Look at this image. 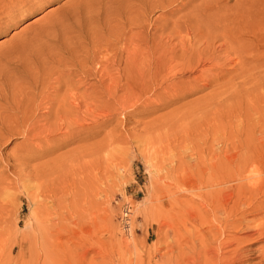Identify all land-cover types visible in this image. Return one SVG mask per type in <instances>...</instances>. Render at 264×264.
<instances>
[{
  "label": "rangeland",
  "instance_id": "rangeland-1",
  "mask_svg": "<svg viewBox=\"0 0 264 264\" xmlns=\"http://www.w3.org/2000/svg\"><path fill=\"white\" fill-rule=\"evenodd\" d=\"M205 1L0 0V125L9 117L20 123L19 133H7L0 145V264H42L43 243L34 223L40 211L47 213L48 232L63 234L72 248L64 252H73L76 264H177L180 202L185 211L193 210L192 201L201 200L197 194L252 182L190 190L197 175L206 181L215 177L210 174L218 172L219 160L236 162L228 171L253 158L264 161V64L259 62L264 60V0L252 1L258 12L252 17L228 0V18L245 15L242 56L230 44L225 48L223 38L209 35L214 49L202 53L205 32L197 31L204 35L201 43L195 30L197 35H187L188 25L196 27L192 11ZM179 24L190 37L180 34ZM159 54L173 57L162 73L153 71ZM108 86H117L116 92L106 94ZM56 92L67 98L62 110ZM49 109L61 113L58 119L67 111L72 126L65 119L59 132L31 135L27 142L24 127L58 125ZM254 202L264 203V196ZM128 206L129 231L122 221ZM257 210L243 215L247 220L239 236L250 235L242 243L248 250L243 264H264L259 251L264 243L255 234L264 228V208ZM196 228L189 221L181 227L184 257Z\"/></svg>",
  "mask_w": 264,
  "mask_h": 264
},
{
  "label": "bare ground",
  "instance_id": "bare-ground-1",
  "mask_svg": "<svg viewBox=\"0 0 264 264\" xmlns=\"http://www.w3.org/2000/svg\"><path fill=\"white\" fill-rule=\"evenodd\" d=\"M252 1L253 0H235V3L232 5L233 7H236L237 9H236V11H239L238 9H240V10H242L244 13H245V15H247L248 17H252V16H254V15H256L257 13H255L254 14V10H256L257 8H256V6L254 5V4H252L251 5V3H252ZM202 3V2H201ZM199 6V5H198ZM201 7L199 8H196V9H194L192 12H193V17L192 16H190L189 18L191 19V21H190V19L188 18L187 19V25L190 23V22H192V20L195 22V26L197 27V29H196V27H194V24H193V26H192V23H190V25L192 26V27H190L189 25H188V27L187 26H185V27H187V31H185V29L186 28H182L181 26H182V24L179 26L180 28H182L183 30H184V32H182V30L180 29V34L181 33H184V36L186 35L185 34V32H187V35H188V33L190 34V33H192V35L191 36H193V32L195 33V31L197 32V31H201L202 33H204V35L206 34L207 36L209 35V36H212V39H214L215 37H220V38H223V40H224V42L222 41V40H218V41H222L223 42V44L225 43V42H227L226 43V45H225V48H229L230 47V45L235 49V52L232 50V52L233 53H236V52H238L239 54H241V56L243 55L242 54V46H239V45H241V39H243L242 38V33H243V31H242V25H241V23L240 22H243V20H244V14L243 15H240V14H238V15H234L232 18H228L227 17V14H229V12H230V2L228 1V0H206L204 3H202L201 5H200ZM173 8V7H172ZM190 9V8H189ZM235 11V12H236ZM187 14V13H186ZM181 16V15H180ZM184 16V15H183ZM188 17V16H187ZM186 17V18H187ZM192 17V18H191ZM178 20H176V22H177ZM188 21H190V22H188ZM180 22V21H179ZM184 24H186L185 22H184ZM175 27V26H174ZM184 27V26H183ZM164 28H166V27H164ZM176 28V27H175ZM175 28L173 29L174 30V33H175ZM177 28H178V26H177ZM177 28H176V30H177ZM179 29V28H178ZM173 30H171V34H174V33H172V31ZM195 30V31H194ZM164 31V30H163ZM165 33H163V34H166V29H165V31H164ZM170 33V32H169ZM179 33V32H178ZM197 33H200V32H197ZM201 34V33H200ZM199 34V36H196L197 38H198V40L200 41V43L201 42H203L204 41V43H205V47L204 48H206V49H204V50H202V49H200L201 51H202V53H206L205 51H207V50H210L211 48H213L214 46V44L212 43L213 41L215 42V40H211L210 38H209V36H208V38H206L207 36H205V39L202 41V40H200V39H202V38H199V37H204V35H200ZM175 35V34H174ZM174 35H171V37L172 36H174ZM179 35V34H178ZM186 35V36H187ZM190 35L189 36H187V37H190ZM195 35H197L196 33H195ZM195 35H194V37H195ZM176 36H177V33H176ZM176 36L174 37L175 39H177L176 38ZM184 36H181V37H183L182 38V40H184ZM213 36H215L214 38H213ZM165 37V36H164ZM170 37V38H171ZM178 37V36H177ZM179 37H180V35H179ZM179 37H178V39H179ZM180 37V38H181ZM194 37H192L193 39H194ZM195 37V38H196ZM154 38H155V36H154ZM160 38V37H159ZM174 38H172V39H174ZM191 38V39H192ZM216 38V39H217ZM153 39V38H152ZM190 39V38H189ZM189 39H187V40H189ZM190 39V40H191ZM163 40V39H162ZM181 40V44L180 45H182L183 43L182 42H184V41H182ZM185 40H186V38H185ZM186 40V41H187ZM197 40V41H198ZM197 41H195L194 40V42H197ZM169 42V41H168ZM188 42H190V41H188ZM192 43H194L193 41H191ZM191 42H190V44H191ZM216 42H217V40H216ZM198 43V42H197ZM221 43V42H220ZM186 44V43H185ZM195 44V43H194ZM222 44V45H223ZM227 44L229 45V47L227 46ZM165 45V44H164ZM192 45V44H191ZM190 45V46H191ZM196 45V44H195ZM201 45V44H200ZM219 45V44H218ZM145 46V45H144ZM183 46V45H182ZM189 46V45H188ZM198 46V45H197ZM227 46V47H226ZM174 47V46H173ZM173 47H172V49H173ZM185 47V46H184ZM140 48V47H139ZM141 48H143V47H141ZM169 48V47H168ZM189 48V47H188ZM187 47L186 48H184V50L185 49H188ZM195 49H197V50H195V51H198V53H199V50H198V48H199V46H198V48H196V47H194ZM193 48V49H194ZM138 49V48H137ZM150 49V48H149ZM153 49H154V47H153ZM161 49V48H160ZM192 49V48H191ZM192 49V50H193ZM214 49V48H213ZM148 50V49H147ZM146 50V51H147ZM151 50V49H150ZM149 50V51H150ZM171 50V49H170ZM191 50V51H192ZM230 50V51H231ZM136 51V50H135ZM174 51V50H173ZM172 51V52H173ZM177 51H178V49H177ZM177 51H175L174 53H176ZM181 51H183V49H181ZM180 51V52H181ZM185 51H187V50H185ZM226 51H228L227 49H226ZM229 51V52H230ZM151 52V51H150ZM157 52V51H156ZM171 52V53H172ZM180 52H177V53H179L180 54ZM210 52V51H209ZM208 52V53H209ZM229 52H228V54H229ZM160 53V52H159ZM168 53V52H167ZM170 53V54H171ZM182 53H184V51L182 52ZM182 53L179 55V56H183L182 55ZM188 53H189V50H188ZM197 53V54H198ZM201 52L199 53V55L200 54H202ZM237 53V54H238ZM134 54H136V53H134ZM155 54H157V53H155ZM162 54V53H161ZM161 54H159V55H161ZM169 54V53H168ZM192 54H194L193 52L191 53H189V57H191V59H192V56H190V55H192ZM236 54V55H237ZM154 55V54H153ZM152 54L151 55H149V57L150 56H153ZM175 55V54H174ZM186 55V54H185ZM198 55V56H199ZM204 55V54H203ZM213 55V54H212ZM235 55V54H234ZM130 56H132V55H130ZM147 56V55H146ZM155 56H157V55H155ZM186 56H188V54L186 55ZM197 55H196V53H195V55H193V57H195V58H197L198 57ZM201 56V55H200ZM209 56H210V54H209ZM133 57L134 58H136L134 55H133ZM149 57H147L146 59H148ZM169 55H167V59H164L163 57H162V55L161 56H158L157 58L156 57H154L155 59H156V64H155V66H154V70L153 71H159V70H163L162 68H163V66H164V69L165 68H167L168 66H170V64L172 65L173 63H171L170 62V60H172L173 59V57H169ZM176 57H178V56H176ZM180 57V59H178V60H181L182 58ZM133 58V59H134ZM154 58H152V59H154ZM202 58V57H201ZM207 57H205L204 58V60H206L207 61V59H206ZM210 58H211V56H210ZM210 58H208V59H210ZM216 58H217V56H216ZM131 59H132V57H131ZM144 59V58H143ZM150 59V58H149ZM154 59V60H155ZM183 59H184V57H183ZM182 59V60H183ZM185 59H187V58H185ZM232 59V58H231ZM136 60H137V58H136ZM154 60H152V61H154ZM188 60H189V58H188ZM193 61L195 60L194 58L192 59ZM203 60V59H202ZM218 60H220V59H218ZM130 61V60H129ZM128 61V62H129ZM141 61H143V60H141ZM145 61V60H144ZM146 61H148V60H146ZM145 61V62H146ZM151 61V60H150ZM190 61V60H189ZM189 61H187L186 63L187 64H189ZM197 61H198V59H197ZM243 61V60H242ZM137 62V61H136ZM174 62V61H173ZM183 62H185V61H183ZM182 61L180 62V63H183ZM190 62H192V61H190ZM202 62V61H201ZM208 62H209V60H208ZM211 62V61H210ZM209 62V66L211 65V63ZM216 62V61H215ZM244 62V61H243ZM260 63H262V64H264L263 62H264V60H262V62H261V60L259 61ZM140 63H142L143 64V62H140ZM146 63H148V62H146ZM153 63V62H152ZM175 63H179V62H175ZM200 63V62H199ZM204 63H205V61H204ZM214 63V62H213ZM240 63V62H239ZM253 63V62H252ZM257 63V62H256ZM138 64H139V61H138V63H137V65H135V66H138ZM142 64H140V65H142ZM149 64H151V63H148L147 65H149ZM167 64V65H166ZM184 64V63H183ZM193 64H195V63H193ZM192 64V65H193ZM207 64V63H206ZM106 65V64H105ZM132 65V64H131ZM192 65H191V67H192ZM205 65V64H204ZM203 65V66H204ZM217 65V64H216ZM218 65H220V64H218ZM150 66V65H149ZM183 66H185V64L183 65ZM186 66H188V65H186ZM190 66V65H189ZM188 66V67H189ZM196 66V65H195ZM198 66V65H197ZM214 66H215V64H214ZM214 66H212V67H214ZM221 66V65H220ZM104 67H106V66H104ZM132 67H134V66H132ZM171 67V66H170ZM170 67H168V69L170 68ZM211 67V66H210ZM209 67V68H210ZM216 67V66H215ZM108 68V67H107ZM173 68V67H172ZM178 68V67H177ZM180 68V67H179ZM184 68V67H183ZM182 68V69H183ZM186 68V67H185ZM185 68H184V71H185ZM193 68V67H192ZM198 68V67H197ZM206 68H208V65H206ZM218 68V67H217ZM106 69V68H105ZM110 69H111V67H110ZM136 70H135V72H137V67L135 68ZM153 69V68H152ZM189 70H191V68H188ZM188 69H187V71H188ZM151 70V69H150ZM196 70V69H195ZM200 70V69H199ZM201 70H203V69H201ZM200 70V71H201ZM204 70H205V68H204ZM203 70V71H204ZM207 70V69H206ZM108 71V70H107ZM153 71H151L152 73H154ZM161 71H159V72H161ZM180 71V70H179ZM186 71V72H187ZM150 72V71H149ZM156 72V73H157ZM163 72H164V70H163ZM167 72V71H166ZM165 72V73H166ZM202 72V71H201ZM108 73H109V71H108ZM151 73V74H152ZM156 73H154V76L156 75ZM162 73V72H161ZM188 73H189V71H188ZM191 73V72H190ZM197 73V72H196ZM198 73H199V71H198ZM134 74H136V73H134ZM140 74H144L143 72L142 73H140ZM157 74H159V73H157ZM204 74V73H203ZM147 75V74H146ZM149 75H150V73H149ZM160 75V74H159ZM111 76H113V75H111ZM151 76V75H150ZM157 76V75H156ZM147 77H149L148 75H147ZM61 78V77H60ZM198 78V77H197ZM201 78V77H200ZM116 79V78H115ZM125 79L126 78H124V81H125ZM59 81H61L62 82V80H58V82L57 83H59ZM113 82V81H112ZM117 82V81H116ZM115 81H114V83H116ZM125 83V82H124ZM66 84V83H65ZM110 85V84H109ZM112 85V84H111ZM36 86V85H35ZM59 86V85H58ZM107 86V85H106ZM37 87V86H36ZM116 87L117 86H115V88L114 89H112L111 90V88L108 86V88H109V90H108V88H107V92H106V94H108V95H112L114 92H116ZM34 88V87H33ZM58 88V87H57ZM45 89V88H44ZM40 90V89H39ZM67 90V89H66ZM71 90V89H70ZM59 91V90H58ZM40 92V91H39ZM61 92V91H60ZM59 92V93H60ZM45 93V92H44ZM57 93V92H56ZM59 93H57V98L58 97H61L60 96V94ZM49 94V93H48ZM58 94H59V96H58ZM67 94H68V91H67ZM74 95H75V93H74ZM68 96H69V94H68ZM77 96V95H76ZM53 97V96H52ZM54 97H56V96H54ZM78 97V96H77ZM76 97V98H77ZM93 97V96H92ZM95 97V96H94ZM38 98V97H37ZM51 98V97H50ZM65 98H66V96H65ZM65 98H63V97H61V98H58V100H60V99H62V100H60L57 104H58V109H59V107L60 108H62V106L63 107H65L64 106V103H65V101H66V99ZM29 99V98H28ZM53 99H55V98H53ZM63 99H65V100H63ZM20 100H21V98H20ZM23 100V99H22ZM57 100V99H56ZM55 100V101H56ZM95 100V99H94ZM25 101V100H24ZM54 101V100H53ZM21 102V101H20ZM44 102H46V101H44ZM57 102V101H56ZM94 102V101H93ZM24 103V102H23ZM92 103V102H91ZM38 104H39V102H38ZM17 105V104H16ZM47 105V104H46ZM49 105V104H48ZM67 105V104H66ZM90 105V104H89ZM93 105V104H92ZM19 106H20V104H19ZM18 106V107H19ZM27 106H28V103H27ZM33 106V105H32ZM53 106V105H52ZM51 106V108H53ZM36 107V106H35ZM32 108V107H31ZM50 108V109H51ZM17 109V108H16ZM49 109V110H50ZM63 109V108H62ZM62 109H59V110H62ZM24 110V109H23ZM53 110V109H52ZM52 110H50L51 112H48V114H49V116L50 115H52V114H55V116H56V121H57V119H58V114H61L58 110H57V112L55 111V112H53ZM89 110V109H88ZM18 111V110H17ZM20 112V111H19ZM27 112H29V111H27ZM26 112V113H27ZM31 112V111H30ZM92 112V111H91ZM72 113V112H71ZM75 113V112H74ZM93 113H95V110H94V112ZM32 114V113H31ZM65 114V113H64ZM64 114H63V116H59L60 118L58 119L59 120V123H58V125L57 124H55V123H53L52 125H50V126H47L46 124H44V126L42 125V126H40L39 127V129L36 127V126H30V127H27L26 125H24V124H26V121H25V119L27 120L28 119V117H27V115L26 114H22V116H21V119H20V121L21 122H23V123H21V126H22V124H23V126L22 127H24V126H26V128L24 127V131H22L21 133L22 134H24V137H25V140L27 141V142H29V141H33V140H30V138L28 139V137H30L31 135H32V138L34 137H38V138H40L39 136L40 135H42V134H46V135H48V134H50V132H53V130H57L56 132H59L58 131V129H62V127L61 126H64L65 124H67V123H65V119H66V121L67 120H70L69 119V117H64ZM68 114H69V112H68ZM6 115V114H5ZM18 115V114H17ZM71 116H72V114H70ZM7 116V115H6ZM11 116V115H10ZM28 116H30V115H28ZM65 116H67V111H66V114H65ZM73 116H75L74 114H73ZM8 117H9V114H8ZM20 117V116H19ZM27 117V118H26ZM31 118H32V116H30ZM46 117V116H45ZM2 118V117H1ZM0 118V119H1ZM7 118V117H6ZM10 118L11 117H9V118H7V119H4V120H6L7 122H5L3 119H2V121H4V122H2L1 123V125H0V145L3 143V141L6 139L5 138V135H14V134H18L19 132H17V131H19V124L20 123H18L16 120H14V121H12V120H10ZM30 119V118H29ZM52 120V119H51ZM73 120H75V119H73ZM35 121V120H34ZM49 121V120H48ZM76 121H79V118H78V120H75V122ZM58 122V121H57ZM70 123H68V128H69V125L70 126H72V119L69 121ZM74 122V121H73ZM35 123V122H34ZM77 123V122H76ZM75 124V123H74ZM79 124V123H78ZM262 124V123H261ZM27 125H30V123L28 124L27 123ZM41 125V124H40ZM46 125V126H45ZM59 126V127H58ZM74 126V125H73ZM65 127V126H64ZM71 128V127H70ZM72 129V128H71ZM17 132V133H16ZM8 133V134H7ZM54 134V133H53ZM62 134V133H61ZM66 134H69L70 135V133L69 132H67ZM71 136V135H70ZM62 137V136H61ZM33 138V139H34ZM64 138V137H63ZM62 138V139H63ZM262 138V137H261ZM260 138V139H261ZM6 141V140H5ZM4 141V142H5ZM36 141V140H35ZM34 143V142H33ZM19 152V151H18ZM21 152V151H20ZM232 155V154H231ZM226 156V155H225ZM234 156V155H233ZM237 156V155H236ZM229 158V157H228ZM235 158V157H234ZM258 158V157H257ZM223 159V158H222ZM226 159V158H225ZM245 159V158H244ZM247 159H249V158H247ZM247 159H245V160H247ZM250 159H252V158H250ZM259 159H260V157H259ZM258 159V160H259ZM236 160V159H235ZM239 160H240V158H239ZM242 160V159H241ZM257 160V159H256ZM257 160V161H258ZM211 161V160H210ZM214 161V160H213ZM220 161L221 160H219L218 161V163L216 162V164H214L215 165V168H216V170H217V168L219 169L218 170V172H219V175L221 174L222 175V177H221V175L219 176L218 175V177L216 176L217 174H218V172L215 174V172H214V174H212L211 172V176L210 177H213L212 175H215V177H213V179L212 180H208L209 179V177H208V181H206V179L204 178V177H202L201 175H197L196 177V179H195V181H194V185H192V187L193 188H190V190L192 189L193 190V192H194V190L196 191L197 189H199L200 187H202L201 185H203L204 186V184H205V187H217V186H219V185H222V184H224L225 182H228V181H235V182H237L238 180L240 181V180H243V179H247L248 180V178L249 179H252V182H250L249 180V182H246V183H243L242 181V183L239 185V186H237V187H234V188H232V189H229V190H224V189H214L215 191H213V192H211V193H201V194H197V195H200L201 196V200H199V201H196V200H193L192 201V203L194 202V205L195 206H197V208H195V209H193V210H186L185 211V207L183 206V204H182V202H180V205L181 206H179V211H178V214H177V222H178V225H179V227L177 228L176 227V230H175V232L177 233V237H178V240H179V243H180V252H179V257H178V260H177V264H243V262H244V259H245V255H246V252L248 251L247 249H246V246H243L242 245V243L244 242V240L246 241L247 240V238H250V235H249V233H246L245 234V236H244V234H243V236L244 237H241L242 236V234H241V236H239V234L242 232V230H243V228L241 227L242 225H243V222H244V219L245 218H243L244 216V213L248 210V209H263L264 208V203L262 202V203H258V204H255V202H254V200L258 197V196H264V161L263 162H257V161H254V158H253V160H251V161H253V163H251V162H249V163H246L244 160V162L245 163H243V162H241V164H240V166L238 167V168H236L234 171L233 170H231V171H228L227 169L228 168H230L232 165H234V160H232V158L230 159V160H228L227 162H221L220 163ZM237 161H238V159H237ZM196 163V162H195ZM200 163V162H199ZM207 163V162H206ZM243 163V164H242ZM251 163V164H250ZM205 164V163H204ZM210 164V163H209ZM239 164V163H238ZM203 165V164H202ZM214 165H213V167H214ZM235 165H236V162H235ZM194 166V165H193ZM198 166V165H197ZM204 166V165H203ZM208 167V166H207ZM198 168V167H197ZM200 168H202L201 166H200ZM210 169V168H209ZM221 169V170H220ZM202 170V169H201ZM211 170V169H210ZM215 170V171H216ZM192 171V170H191ZM205 171H206V167H205ZM196 173H197V171H196ZM198 174V173H197ZM205 174V173H204ZM194 175V174H193ZM190 176V175H189ZM195 176V175H194ZM181 177V176H180ZM220 177V178H219ZM183 178V177H182ZM181 178V179H182ZM190 178V177H189ZM192 178V177H191ZM190 178V179H191ZM193 178H195V177H193ZM180 178H179V180H181ZM211 179V178H210ZM185 180H187V178L185 179ZM185 180H183V182H182V184L185 186V184L186 183H184V181ZM244 181V180H243ZM185 182H187V181H185ZM189 182V181H188ZM240 183V182H239ZM193 184V183H192ZM238 184V183H237ZM4 185V184H3ZM234 185V184H233ZM38 186V185H37ZM179 186V185H178ZM189 186H191V185H189ZM236 186V185H235ZM27 187H28V185H27ZM188 187V185L185 187V189ZM41 188V187H40ZM204 188V187H203ZM227 188V187H226ZM3 189V188H2ZM175 189H176V187H175ZM36 190H38L39 191V189H37L36 188ZM36 190H34V191H36ZM43 191V190H42ZM177 191V190H176ZM178 192V191H177ZM200 192V191H199ZM204 192V191H203ZM194 194V193H193ZM195 194V195H196ZM4 195V194H3ZM7 195V194H6ZM11 195V194H10ZM31 195V194H30ZM34 195V194H33ZM39 195V194H38ZM40 196V195H39ZM38 196V197H39ZM199 196V197H200ZM42 197H43V195H42ZM198 197V196H197ZM261 202V201H260ZM178 203H179V201H178ZM42 208V207H41ZM43 210V209H42ZM257 210V211H258ZM40 211V210H39ZM47 211V210H46ZM47 213L45 212V211H40V213L39 214H35L36 216H35V218H34V223L36 224V227H38V231H39V233H40V235H41V240H42V248H41V251H42V253H43V257H44V261L42 262V264H76V262H75V260H74V257H73V252L71 253L70 251H68V253H66V252H64V250L66 249V250H71L72 248L70 247L69 248V245H68V247H67V244H66V242H64L63 241V234L62 233H60V232H57V234H56V236H55V233L54 234H50L49 232H48V230H47V226L45 225L46 224V221H47V218H46V215ZM251 215V214H250ZM247 217V216H246ZM245 220H247V219H245ZM187 221H189L190 222V224L193 226V227H197L196 228V231L194 232V233H192V235H191V237H189L188 238V240H186L187 241V243L186 244H189V246H187L188 247V249H189V255H188V257H184V251H183V248L185 247V246H183V248H182V245H184V243H185V239L186 238H184L183 237V235H182V233H181V227H185V224H186V222ZM249 222V221H248ZM253 222V221H252ZM261 223V222H260ZM259 225V224H258ZM60 226V225H59ZM257 226V225H256ZM261 226V225H260ZM243 227L245 228V225H243ZM262 227H264V225H263V223H262ZM253 228V227H252ZM254 229V228H253ZM252 229V230H253ZM245 230H248V229H245ZM251 230V229H250ZM251 230V231H252ZM253 231H256V229L255 230H253ZM244 233V232H243ZM248 234V235H247ZM255 234H256V236L258 237V235H259V237H260V240L259 241H262L263 243H264V228H263V230H261L260 228L255 232ZM252 236V235H251ZM252 238V237H251ZM247 241H249V239L247 240ZM245 243H247V242H245ZM260 248V250L259 249H257V250H259L260 251V255H262V257H263V261H264V246H262V247H259ZM65 250V251H66ZM177 250H179V248L177 249ZM186 250V249H185ZM255 250V249H254ZM253 250V251H254ZM73 251V250H72ZM187 251V250H186ZM186 254V253H185ZM258 256V255H257ZM258 264V263H257Z\"/></svg>",
  "mask_w": 264,
  "mask_h": 264
},
{
  "label": "built area",
  "instance_id": "built-area-1",
  "mask_svg": "<svg viewBox=\"0 0 264 264\" xmlns=\"http://www.w3.org/2000/svg\"><path fill=\"white\" fill-rule=\"evenodd\" d=\"M131 215H132V211H131V207H125L124 212H123V228L127 231H129L131 229Z\"/></svg>",
  "mask_w": 264,
  "mask_h": 264
}]
</instances>
